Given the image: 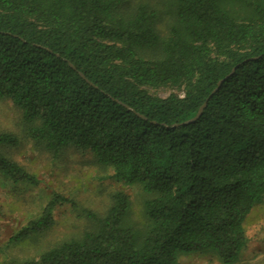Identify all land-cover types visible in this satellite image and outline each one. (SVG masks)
I'll return each mask as SVG.
<instances>
[{
  "label": "trees",
  "instance_id": "16d2710c",
  "mask_svg": "<svg viewBox=\"0 0 264 264\" xmlns=\"http://www.w3.org/2000/svg\"><path fill=\"white\" fill-rule=\"evenodd\" d=\"M0 100L39 154H89L149 196L138 229L120 189L101 208L52 192L8 246L44 239L63 207L75 233L6 264L238 262L264 199V0H0ZM18 144L0 133V179L37 187Z\"/></svg>",
  "mask_w": 264,
  "mask_h": 264
},
{
  "label": "rangeland",
  "instance_id": "374dc122",
  "mask_svg": "<svg viewBox=\"0 0 264 264\" xmlns=\"http://www.w3.org/2000/svg\"><path fill=\"white\" fill-rule=\"evenodd\" d=\"M166 17L159 28L166 33ZM166 95V93H161ZM17 136L19 144L9 150V155L36 174L41 184L37 187L13 189L0 179V264L7 258L35 256L47 244L75 233L79 223L67 207L56 210V226L38 243L8 246L12 235L34 219L49 201L52 192L72 198L83 206L101 208L108 195L115 190L124 191L131 201V221L138 228L146 226L144 202L149 198L138 187H125L115 183L110 173L99 169L89 154L73 150L57 159L39 154L25 135L20 112L8 100H0V133ZM247 245L236 264H264V199L258 202L244 221ZM178 264H222L213 251L183 254Z\"/></svg>",
  "mask_w": 264,
  "mask_h": 264
},
{
  "label": "water",
  "instance_id": "95a60500",
  "mask_svg": "<svg viewBox=\"0 0 264 264\" xmlns=\"http://www.w3.org/2000/svg\"><path fill=\"white\" fill-rule=\"evenodd\" d=\"M221 83H222V81H220L217 86H219ZM205 106H206V103H204L202 105V107L199 109L197 115L193 119H191L188 122H186V124L187 123H192V122L196 121L200 117V115H201L202 111L204 110Z\"/></svg>",
  "mask_w": 264,
  "mask_h": 264
}]
</instances>
